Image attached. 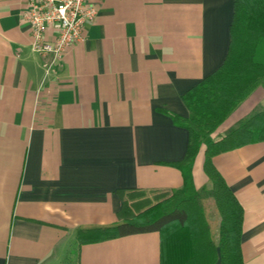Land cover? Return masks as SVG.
<instances>
[{"label": "crops", "instance_id": "crops-1", "mask_svg": "<svg viewBox=\"0 0 264 264\" xmlns=\"http://www.w3.org/2000/svg\"><path fill=\"white\" fill-rule=\"evenodd\" d=\"M27 2L0 0V264H162L158 231L79 246L76 230L116 222L119 189L183 186L189 130L173 115L189 117L183 94L224 62L235 0H90L84 40L49 72ZM258 104L262 85L204 139L196 187L207 142ZM213 163L243 207L245 264H264V140Z\"/></svg>", "mask_w": 264, "mask_h": 264}, {"label": "trees", "instance_id": "trees-1", "mask_svg": "<svg viewBox=\"0 0 264 264\" xmlns=\"http://www.w3.org/2000/svg\"><path fill=\"white\" fill-rule=\"evenodd\" d=\"M264 86V0H235L231 42L224 62L183 94L187 119L173 115L189 130L184 157L174 164L184 176L178 189H119L122 206L117 221L82 225L80 246L124 235L162 234V264H245L241 250L243 207L213 157L242 145L264 140V105L258 104L204 151L206 184L196 187L192 167L202 141L248 97ZM166 247V252H165Z\"/></svg>", "mask_w": 264, "mask_h": 264}, {"label": "built area", "instance_id": "built-area-1", "mask_svg": "<svg viewBox=\"0 0 264 264\" xmlns=\"http://www.w3.org/2000/svg\"><path fill=\"white\" fill-rule=\"evenodd\" d=\"M96 16L90 0H28L24 18L30 28L32 49L49 55L47 72L60 67L68 48L84 40L86 24Z\"/></svg>", "mask_w": 264, "mask_h": 264}, {"label": "rangeland", "instance_id": "rangeland-1", "mask_svg": "<svg viewBox=\"0 0 264 264\" xmlns=\"http://www.w3.org/2000/svg\"><path fill=\"white\" fill-rule=\"evenodd\" d=\"M225 120H226V119H225ZM225 120H224V121H225ZM224 121H223V122H224ZM223 122H222V123H223ZM222 123H221V124H222ZM221 124H220V125H221ZM220 125H219V126H220ZM219 126H218V127H219ZM218 127H217V129H218ZM217 129H216V130H217ZM216 130H215V131H216ZM215 131H213V132H215ZM213 132H212V133H213ZM212 133H211V134H212ZM208 136H209V135H208ZM208 136H207V137H208ZM205 139H206V138H205ZM203 141H204V140H203ZM203 141H202V143H203ZM201 146H202V144H201ZM201 146H200V148H201ZM199 150H200V149H199ZM72 259H73V262L75 263V261H76V255H73V256H72Z\"/></svg>", "mask_w": 264, "mask_h": 264}]
</instances>
